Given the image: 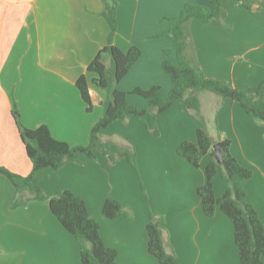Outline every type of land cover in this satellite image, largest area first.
<instances>
[{
  "label": "crops",
  "instance_id": "crops-1",
  "mask_svg": "<svg viewBox=\"0 0 264 264\" xmlns=\"http://www.w3.org/2000/svg\"><path fill=\"white\" fill-rule=\"evenodd\" d=\"M248 1L251 10L236 0H221L220 25L195 19L182 25L184 60L205 77L239 90L264 83V0ZM116 2L112 44L122 52L131 47L141 51L117 89L129 93L159 85L166 97L170 82L160 64L163 50H170L172 43L167 37L153 38L167 31L160 20L177 16L186 4L209 8V1ZM103 8L102 0H0V167L21 176L31 170L13 110L27 129L44 125L53 139L70 147L88 144L106 95L89 83L92 111L86 113L75 82L83 74L89 82L94 77L86 67L106 44L109 30L101 16ZM169 59L174 61V56ZM104 61L108 68L110 59L105 56ZM201 93L198 113L213 144L228 140L230 155L251 171L245 199L264 226V126L235 102ZM127 101L139 108L146 104L134 95ZM120 126L122 141L135 153L136 170L108 155L96 153L94 160L80 156V164L40 172L45 196L69 191L81 198L89 217L99 224L104 246L116 250L119 264H159L147 253L150 214L160 220L164 249L179 264H239L230 219L219 210L205 217L196 195L211 156H201L194 168L175 154L181 142H195L197 120L182 104H173L156 118L158 136L149 135L131 117L110 124L103 131L104 141L110 137L108 129ZM226 187L216 175V199ZM14 197L13 187L0 176V264H81L77 243L47 203L29 201L11 209ZM22 197L29 195L24 192ZM107 197L117 200L126 215L104 218L101 209Z\"/></svg>",
  "mask_w": 264,
  "mask_h": 264
},
{
  "label": "trees",
  "instance_id": "trees-1",
  "mask_svg": "<svg viewBox=\"0 0 264 264\" xmlns=\"http://www.w3.org/2000/svg\"><path fill=\"white\" fill-rule=\"evenodd\" d=\"M208 1L209 8L186 4L177 16L160 20V23L167 26V31L153 38L167 37L172 43L170 50H163V59L160 64L162 72L170 82L169 91L166 97H163L159 86H152L147 90L135 88L129 93L117 89L119 82L141 57V51L137 47H131L126 52H122L112 44L117 30V2L116 0H102L104 8L101 16L109 30L106 44L86 67V73L94 75L90 82L84 74L75 82L85 104L86 113L92 111L90 84L106 95L102 102L101 117L92 127L86 146L70 147L65 142L53 139L46 126L27 129L20 124L17 116H13L14 125L25 156L31 164V170L28 175L21 176L0 167V176L6 178L15 191L10 208L23 207L29 201L47 203L50 213L77 243L81 264L119 263L116 261V250L104 246L99 234V224L89 217L85 202L69 191H63L58 197L45 196L39 186L40 172L45 169L57 171L66 163L80 164V156L94 160L96 153L125 158L136 170L134 151L120 150L110 142L104 141L103 131L115 121L133 117L145 127L149 135L156 137L158 136L155 126L156 118L173 104H182L189 115L198 122L195 142H181L175 154L194 168L199 167L201 156L209 154L212 158V161L204 168V183L196 189L203 215L210 218L216 210H219L230 219L239 264H264V226L257 211L245 199L244 185L250 179L251 171L241 166L230 155L229 141L226 139L218 142L221 163L218 165L214 161L213 140L207 132L205 122L199 116V102L196 96L198 92H209L222 100L229 99L235 102L246 115L264 126V83L248 89H234L226 83L205 77L200 70L194 69L184 60L182 25L187 20L195 19L203 24H222L221 0ZM236 1L251 10L250 1ZM171 55L174 56V61L169 59ZM105 56L110 59L108 68L103 63ZM129 95L142 98L146 103L145 106L139 108L129 103L127 101ZM216 175H219L227 185L226 190L218 199L213 193V179ZM24 192L29 195L28 198L22 197ZM101 213L106 219L126 215L121 204L111 197L104 200ZM159 221L150 214L149 222L145 227L147 253L159 264H179L175 256L164 249Z\"/></svg>",
  "mask_w": 264,
  "mask_h": 264
},
{
  "label": "rangeland",
  "instance_id": "rangeland-1",
  "mask_svg": "<svg viewBox=\"0 0 264 264\" xmlns=\"http://www.w3.org/2000/svg\"><path fill=\"white\" fill-rule=\"evenodd\" d=\"M104 65L106 66V61H103ZM156 86H159V85H156ZM95 87V86H94ZM200 94H202L201 92H198L196 94V96H200ZM135 96V95H134ZM13 115L15 116V112L13 113ZM196 120V119H195ZM120 124L122 125V123L120 122ZM124 135V128L122 126H120V128H113L111 127L110 129H108V136L110 137H107V140L108 141H112V145H114L115 147H117L118 149L120 150H126V151H129L131 152L132 151V147L131 145L129 144L128 146H126L124 144V142L122 141V137ZM103 137V136H102ZM103 140H104V137H103ZM114 143V144H113ZM125 145V146H124ZM98 154H101V153H98ZM108 156H111V158L113 160H117V159H123L126 161L125 158H118L116 155H108ZM127 162V161H126ZM128 163V162H127ZM129 164V163H128ZM130 165V164H129ZM131 166V165H130ZM132 167V166H131ZM133 168V167H132ZM134 169V168H133ZM135 170V169H134ZM4 178V177H3ZM141 190V189H140ZM142 191V190H141ZM160 223V222H159Z\"/></svg>",
  "mask_w": 264,
  "mask_h": 264
},
{
  "label": "water",
  "instance_id": "water-1",
  "mask_svg": "<svg viewBox=\"0 0 264 264\" xmlns=\"http://www.w3.org/2000/svg\"><path fill=\"white\" fill-rule=\"evenodd\" d=\"M212 150L214 152L213 153V159L219 165L221 163V153H220V149H219V144L214 143L212 145Z\"/></svg>",
  "mask_w": 264,
  "mask_h": 264
}]
</instances>
